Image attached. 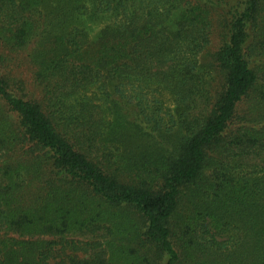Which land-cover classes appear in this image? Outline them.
I'll return each instance as SVG.
<instances>
[{"label":"trees","instance_id":"1","mask_svg":"<svg viewBox=\"0 0 264 264\" xmlns=\"http://www.w3.org/2000/svg\"><path fill=\"white\" fill-rule=\"evenodd\" d=\"M86 1L0 0V264H264V0Z\"/></svg>","mask_w":264,"mask_h":264},{"label":"rangeland","instance_id":"2","mask_svg":"<svg viewBox=\"0 0 264 264\" xmlns=\"http://www.w3.org/2000/svg\"><path fill=\"white\" fill-rule=\"evenodd\" d=\"M42 3V6H48L51 4L52 0H40ZM84 3H88L86 0H84ZM110 19L107 16H102L100 19L97 20H90L87 17H83L78 23L81 24L82 28L87 32L89 37H94L97 32L108 22ZM65 30V29H64ZM216 40L213 39L211 50L215 48ZM210 50V51H211ZM26 54L24 52H16L9 54V59L6 61L7 67H10V73L18 78H22L26 82V86L30 93H34L37 96L38 88L36 85L32 82V74H31V65L26 59ZM202 59H206V61L209 59V53H205L204 56H202ZM27 90V91H28ZM160 101L162 105V116L164 118V121H168L171 117L177 120V110L180 107L170 96V93L164 89H154L152 91ZM91 96H97V92L95 89H92L90 91ZM130 110L129 106H125L123 112L120 113V115L116 114L115 117L111 119V122L113 121V129L119 128L123 125L126 118V113H128ZM128 130V128H125ZM234 232H236L234 230ZM214 260L213 256H209L207 258V263L210 264ZM227 263L226 261L223 262V264ZM115 264H126L121 260H116Z\"/></svg>","mask_w":264,"mask_h":264}]
</instances>
